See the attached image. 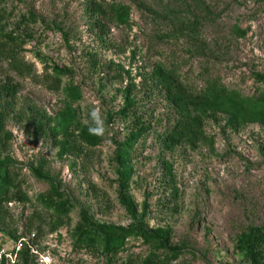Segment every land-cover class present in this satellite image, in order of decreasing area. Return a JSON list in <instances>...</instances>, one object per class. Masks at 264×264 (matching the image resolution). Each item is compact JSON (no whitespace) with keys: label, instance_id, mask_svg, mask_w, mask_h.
Instances as JSON below:
<instances>
[{"label":"rangeland","instance_id":"374dc122","mask_svg":"<svg viewBox=\"0 0 264 264\" xmlns=\"http://www.w3.org/2000/svg\"><path fill=\"white\" fill-rule=\"evenodd\" d=\"M0 30L23 41L13 48L23 73L0 61V165L19 186L0 189V234L29 239L54 264L166 254L138 234L116 257L100 237L94 250L75 248L84 212L93 224L170 233L181 252L172 264H251L238 240L264 230V104L255 99L264 96V0H0ZM161 69L176 71L186 100L207 83L224 96L176 107ZM128 102L145 135L134 138L133 118L119 117ZM184 118L190 130L177 128ZM166 131L173 145L160 141ZM117 150L132 217L120 203ZM52 187L66 216L47 206Z\"/></svg>","mask_w":264,"mask_h":264},{"label":"trees","instance_id":"16d2710c","mask_svg":"<svg viewBox=\"0 0 264 264\" xmlns=\"http://www.w3.org/2000/svg\"><path fill=\"white\" fill-rule=\"evenodd\" d=\"M94 10L100 11L98 7H93ZM17 37L12 36L9 33H4L0 30V61L8 62L11 61L9 66L12 70L18 74L23 73V67L13 58V48L21 45ZM69 71L55 72L54 75H68ZM158 75L156 78H160L164 82H168L169 85L164 88L166 92V99L172 102L176 107L184 103L185 96L187 93L179 82L178 75L175 70L164 72L158 70ZM152 79V78H151ZM159 80V79H158ZM4 92L15 97L16 89L14 87L5 86L3 88ZM178 91L181 93L179 94ZM224 96V91L218 88L214 83H207L201 90H195L194 96L186 100H195L197 103L203 102L204 106L213 107L217 102ZM259 104H264V96H258L255 98ZM200 101V102H199ZM211 104V105H210ZM206 108V107H204ZM119 117L124 120L133 118L135 123L136 135L134 138L145 135L148 133V128H145L143 123L139 121L136 116L135 108L133 102H128L125 104L123 110L119 112ZM40 124L35 127V137L41 133L42 129ZM177 128L182 130L191 128V123L187 118H184ZM4 133L3 126V115L0 113V135ZM82 141L90 148L96 147L100 140L98 136L92 133H84L81 137ZM160 141H165L169 145L174 144V139L170 131H166L164 135L160 136ZM134 139L130 137L127 142L122 145V148H128L130 142ZM122 152L116 151L115 161L119 165V169H122V173L119 175V197L122 207L126 210L129 216H133V211L131 209V204L128 200L127 192V180L129 177V171L124 168L125 160L124 156L121 155ZM123 154V153H122ZM8 166L6 164L0 165V189L9 190L12 188L19 192V186L14 183L12 176L7 172ZM38 177H41L39 172H37ZM45 201L47 206L53 211V213L58 217H63L68 214L69 203L62 201L60 192L57 191L55 187H52L47 194ZM76 241L75 248L94 250L97 246V238H101V244L103 245V251L112 257H116L121 249V242L126 238L138 234L141 239L146 243H156L157 247L163 250L166 254L163 256H156L151 254L147 256L140 264H172L181 255L179 250L171 248L169 246L170 233L164 231H153L148 230L143 226H136L135 228H113L107 225H98L90 222L86 213L81 212L79 216V223L74 230ZM10 239L16 240L14 235L7 236ZM239 245L245 252V256L248 258L251 264H262L261 261L264 258V230L260 228L251 227L243 233L238 240ZM18 264H34L33 258L29 255L28 250L24 247L20 254V260Z\"/></svg>","mask_w":264,"mask_h":264},{"label":"built area","instance_id":"2783aa9c","mask_svg":"<svg viewBox=\"0 0 264 264\" xmlns=\"http://www.w3.org/2000/svg\"><path fill=\"white\" fill-rule=\"evenodd\" d=\"M24 247L33 258L34 264H54L50 254L40 253L31 245V241L25 238L10 239L0 234V264H18L20 254Z\"/></svg>","mask_w":264,"mask_h":264}]
</instances>
